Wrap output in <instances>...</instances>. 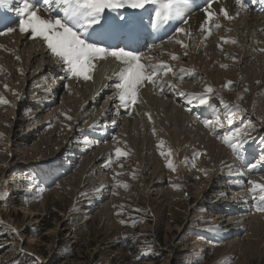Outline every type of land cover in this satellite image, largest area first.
<instances>
[{"label": "rangeland", "instance_id": "obj_1", "mask_svg": "<svg viewBox=\"0 0 264 264\" xmlns=\"http://www.w3.org/2000/svg\"><path fill=\"white\" fill-rule=\"evenodd\" d=\"M18 25L19 21L10 27ZM232 68L226 70L231 77L226 74L220 81L208 82L201 76L198 81L197 93L203 92L205 84L214 89L209 97L211 120L204 118L198 124L202 142L181 149L177 141L172 143L152 129L149 134L155 138L147 153L144 146L149 134L137 136L138 130L143 131L141 126H131L129 132L121 124L115 128L109 119L102 127L109 124L104 133L111 131L112 142L99 141L108 164L101 166L99 161L90 173L84 171L90 165L84 158L98 147L93 143L96 148L79 151L88 145L81 143L83 138L97 140L93 138L97 129L90 125L82 134L79 127L70 126L72 118H64L69 124L62 131H54V120L42 126L40 119L52 118L56 111L35 107L38 90L24 98L25 89L20 95L10 87L20 80L4 75L0 96L8 103L0 104V225L7 237L1 241L0 264L18 256L20 264H264V211L257 210L260 202L253 201L248 183L264 184V163H260L264 161V107L250 87L239 89L240 70ZM20 77L28 84V76ZM227 81L232 85L225 87ZM48 98H44L45 105L54 99ZM22 99L26 105L19 104ZM194 104L205 110L198 101ZM39 110L44 112L41 116ZM51 111L53 115L48 116ZM233 112L235 118L229 124ZM205 120L213 127L204 128ZM237 128L242 129L241 142L234 149L223 137ZM212 143L228 154L224 165L221 161L215 165L218 155L209 147ZM116 148L127 155L117 158ZM60 149L54 157L52 152ZM169 159L175 171L167 166ZM250 164L257 167L249 170ZM57 169L64 170L62 176L54 172Z\"/></svg>", "mask_w": 264, "mask_h": 264}, {"label": "bare ground", "instance_id": "obj_2", "mask_svg": "<svg viewBox=\"0 0 264 264\" xmlns=\"http://www.w3.org/2000/svg\"><path fill=\"white\" fill-rule=\"evenodd\" d=\"M59 3L60 0H57V3L53 4L52 8L56 9ZM11 6H14L13 10ZM21 6V0H12L9 5L0 6V16H6L7 13H9L8 11L13 13L11 15L9 13L10 17L7 18V21H12L11 23L0 25V33H2L0 34V46H3V49L0 48V84H2V78L5 77L4 75H14L15 78L20 80V83H17L18 85H13L11 83L10 87L18 92L21 90L24 91L25 89L24 98L26 95H30L35 90H38V94L35 98V100L38 98V105L34 102L35 107L56 111L55 115H53L52 111L50 112L51 114L48 112V116L53 115L52 118L40 119L42 120V126L49 125V120H54V123L57 125L54 131L57 132L61 130V127H66V124H69L64 118L71 117L72 124L70 126H72V129L74 127H79V130L83 132L82 134L86 133L85 131L89 129L90 125L92 129H97V133L93 136V138H97L95 142L93 139H86V137L83 138L81 142L88 143L87 146H84V148L79 151L82 153L93 149L95 146L98 147L95 152L92 151V154L86 155L87 157L84 158V163H90L89 167L84 171L87 170L88 172L90 168L99 161L101 166H103L105 162L107 163V154L103 152L105 150L99 145V141L102 139V141L106 140V142L110 144L112 142V140H109V137L112 135L111 131L104 133L109 124L102 127V124L109 119L115 122L113 123L115 128H118L117 126L121 124L120 128L126 131L131 126L142 127L143 131L141 132L138 130L137 136H143L144 138L149 134L150 130L155 129L160 136L166 135L172 143L177 141L181 149L183 146L186 147L189 144L202 142L204 138L202 136L203 134H199L198 124L202 123L204 118L209 119V117L212 116V111L210 112L209 110V107H212L211 102L205 105L204 111H200L197 109L194 102L191 104L186 102L191 98L190 96H180L177 94V92H184L187 94L197 93L196 88L200 85L198 81L201 76L206 77L208 82L220 81L226 74H230L226 71L227 69L231 68L232 70V67H236L240 71L242 70V72L239 71V76L241 78L239 89L241 87L243 89L247 88L248 90V87H250L251 90L256 93L257 97H259V100H261V106L264 107V51L260 50L264 49V31H262L264 30V10H262V5L260 3L253 4L248 1L245 4V10H240L235 0H214L210 9L215 15L212 20L207 23L204 8L195 10L189 5L184 15V20H186L187 23H184L182 20H175L178 27L185 29L184 33H177L175 31L163 43L150 45L145 51L136 53L141 57V63L146 66L168 65L173 71L168 72L164 68L158 69L157 76L155 77L156 83L145 81L140 85L138 87L137 103L135 105L129 104L127 108L118 100V90L115 87L118 82V74L123 69L124 65L115 58L108 56L106 58H98L94 61L96 66L90 73L92 79L84 80L83 78L77 77L68 78L62 65L57 61V58L51 54L42 40L30 39L29 34L19 33V25L13 26L14 28L12 27L14 31L6 32V28L19 21L15 8ZM36 7L39 9V14L45 18L55 19L56 15L63 17L64 14L62 9L58 12L50 13L45 6L39 2H37ZM146 8H148V11L136 10L138 16L147 19L150 15H155L156 6H146ZM221 8H226L229 14L234 18L231 20L225 19L220 12ZM132 11L131 9H125L121 11V14L128 15ZM238 11L239 15H236ZM216 24H220L221 27L217 29L215 27ZM201 25H204L205 29L211 26V34L209 35L206 31H202ZM228 29H231V31ZM205 36H207V39H205ZM221 37L235 39L237 43L233 44L227 42L226 44V42L221 40ZM177 40L182 41L187 47L185 48L180 43H176ZM34 41H38V43H34ZM185 53H187V55H185ZM172 54H175L178 58L172 59ZM17 56L20 59L15 61ZM221 65H227V67H222ZM181 68L187 69L188 73L192 74L180 73L179 70ZM26 72L28 77L25 75ZM173 73L176 74L174 75ZM147 74H150V72ZM20 76H22L23 79L27 77L28 84H26L24 80L21 82ZM181 76H183V79H181ZM231 76L230 74L229 77ZM50 81H52L51 86H48ZM169 83L175 87L169 89ZM260 83H262L261 86H259ZM235 85L237 86V84ZM161 88L164 89L163 92H161ZM19 94L21 95V92ZM44 98L54 99L53 101H48L47 105H45ZM58 101L59 105H57ZM26 102L27 101L22 99L19 104L22 106ZM188 109H191V111ZM43 113V111L39 110L38 116H41ZM130 116L133 117V120H127ZM149 116L151 119H149ZM120 117L123 118V120H120ZM30 118H34V115ZM28 119H20L19 121L25 123ZM150 120H152V122H150ZM61 121H64L63 123H65V126L61 124ZM133 127L132 129H134ZM204 128H207V126L205 125ZM190 129L194 131L191 132L189 131ZM192 133L193 136H191ZM69 134L72 133L69 132ZM123 135L125 136L124 132ZM137 136H135V138H137ZM65 138L67 139L68 137ZM154 138L155 137L150 136V134L146 137L147 142L144 146L145 151L148 150L150 145L149 142L153 141ZM138 139L140 138L138 137ZM93 143H96V145L94 146ZM139 143L142 144L140 141ZM218 145L219 144L216 145L212 143L209 144V147L217 152L218 157L215 159V165H224L228 158V154ZM63 149H65V146ZM181 149H179V151H181ZM59 151H61V149L52 152V154L55 155L54 157L58 156ZM184 152L187 153L185 149ZM89 158H91V161L89 160L86 162ZM218 162H220V164H218ZM111 166L109 168H111ZM54 172L57 176H62L64 170L57 169ZM194 175H196V173H194ZM157 181L156 183L153 182L152 186L155 187L160 179Z\"/></svg>", "mask_w": 264, "mask_h": 264}, {"label": "snow or ice", "instance_id": "obj_3", "mask_svg": "<svg viewBox=\"0 0 264 264\" xmlns=\"http://www.w3.org/2000/svg\"><path fill=\"white\" fill-rule=\"evenodd\" d=\"M12 0H0V6H7ZM37 2L44 5L50 12H58L63 10V17L56 15L55 19L45 18L39 14V9L36 7ZM214 0H205L206 7L204 12L206 15V23L210 22L215 15L209 11ZM248 0H235V3L239 6L240 10H245V4ZM251 3H260L262 10H264V0H250ZM22 6L15 8V12L19 17V31L29 34L31 39H40L46 44L51 54L57 58V61L64 67V70L68 78L77 77L84 80L92 79L90 73L95 68V63L98 58H106L111 56L124 65L123 69L118 74V82L115 87L118 90V100L122 102L123 106L127 108L129 104L135 105L138 101V87L145 81L156 83L155 77L157 76V70L164 68L166 71H173L168 65H149L141 63V57L134 51L126 50V47H119L116 44L110 43V41L116 40L117 37L123 33L138 34L140 29H146L148 25L143 23V17L138 16L136 10L148 11L146 6H156L155 15H150V26L152 29H158L163 25H167L172 20H184L186 10L189 8L190 0H60V3L56 9L52 8L53 4L57 3V0H21ZM125 9L133 10L128 15H122L121 11ZM220 12L225 19L231 20L234 17L229 14L226 8H221ZM239 15V11L236 13ZM12 21L0 16V24L11 23ZM215 27L219 29L220 24H216ZM201 30L211 34V26L208 29L201 25ZM231 31V29H228ZM14 31L13 28L8 27L7 32ZM177 33H184L185 29L177 27L175 29ZM264 31V30H262ZM2 34V33H0ZM207 39V36H205ZM224 42L237 43L235 39L221 37ZM176 43H180L183 47L182 41L177 40ZM264 51V49H260ZM187 55V53H185ZM20 59L18 56L16 57ZM175 54H172V59H177ZM227 67V65H221ZM22 71V70H21ZM180 73H188L187 69L181 68ZM150 74H147L149 73ZM174 75L176 73H173ZM183 79V76H181ZM232 85V81H227L225 87ZM175 86L168 85L169 89H173ZM7 88V85H5ZM161 88V92H163ZM214 89L211 85L205 84L203 92L187 94L184 92H177L180 96H190L187 103H193L198 101V106H205L209 103V97L213 94ZM8 101L0 96V104H6ZM225 108L229 106L224 105ZM235 108L239 110V106ZM191 111V109H188ZM71 119V117H67ZM235 118V112H233L229 118L228 123L231 124ZM149 119L151 117L149 116ZM217 124L222 128L223 124H220L219 118H217ZM115 123V122H114ZM207 127H213L212 122L209 120L204 121ZM155 133V129H153ZM242 129L237 128L233 131L227 132L223 139L234 149L239 148L241 142ZM2 136V134H0ZM163 144V141H161ZM127 153L123 152L120 148L115 149V156L117 158L125 156ZM161 155H165L161 152ZM168 155H171V149L168 151ZM197 156L200 154L197 153ZM260 163H264L261 161ZM167 166L175 171V166L172 160H168ZM257 167V164L248 165L249 170ZM206 174V173H205ZM240 175H243L241 172ZM252 188L250 189L253 201H259L258 211H264V184H259L255 181H248ZM128 185L125 184L124 187ZM177 189L179 185H174ZM259 192V196H257ZM2 196V193H0ZM127 239V237H125Z\"/></svg>", "mask_w": 264, "mask_h": 264}, {"label": "trees", "instance_id": "obj_4", "mask_svg": "<svg viewBox=\"0 0 264 264\" xmlns=\"http://www.w3.org/2000/svg\"><path fill=\"white\" fill-rule=\"evenodd\" d=\"M3 232H4V228H3V226L0 225V246L2 245V243H1L2 239L7 237V236H5V234ZM18 262H19V264L21 263L19 256H18V258H15V259L9 261L7 264H16Z\"/></svg>", "mask_w": 264, "mask_h": 264}]
</instances>
